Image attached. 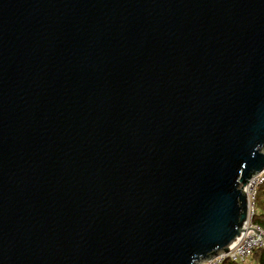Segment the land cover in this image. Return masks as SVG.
I'll return each instance as SVG.
<instances>
[{"label":"water","instance_id":"1","mask_svg":"<svg viewBox=\"0 0 264 264\" xmlns=\"http://www.w3.org/2000/svg\"><path fill=\"white\" fill-rule=\"evenodd\" d=\"M264 170V0H0V264H201Z\"/></svg>","mask_w":264,"mask_h":264},{"label":"built area","instance_id":"2","mask_svg":"<svg viewBox=\"0 0 264 264\" xmlns=\"http://www.w3.org/2000/svg\"><path fill=\"white\" fill-rule=\"evenodd\" d=\"M262 185H264V170L253 177L245 188L249 205L248 220L245 223V230L239 242L229 252H221L218 256L201 264H224L228 260L235 263H244L251 260L256 250L264 248V230L253 222L257 212L258 188Z\"/></svg>","mask_w":264,"mask_h":264},{"label":"trees","instance_id":"3","mask_svg":"<svg viewBox=\"0 0 264 264\" xmlns=\"http://www.w3.org/2000/svg\"><path fill=\"white\" fill-rule=\"evenodd\" d=\"M256 205L257 212L253 219V222L259 225L264 230V185L258 188ZM224 264H264V248L256 250L249 262L235 263L228 260Z\"/></svg>","mask_w":264,"mask_h":264},{"label":"rangeland","instance_id":"4","mask_svg":"<svg viewBox=\"0 0 264 264\" xmlns=\"http://www.w3.org/2000/svg\"><path fill=\"white\" fill-rule=\"evenodd\" d=\"M250 261V260H249ZM249 261H247V262H249Z\"/></svg>","mask_w":264,"mask_h":264}]
</instances>
